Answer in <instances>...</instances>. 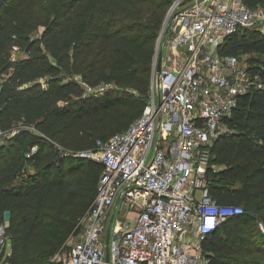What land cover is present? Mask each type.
I'll list each match as a JSON object with an SVG mask.
<instances>
[{"label":"trees","instance_id":"1","mask_svg":"<svg viewBox=\"0 0 264 264\" xmlns=\"http://www.w3.org/2000/svg\"><path fill=\"white\" fill-rule=\"evenodd\" d=\"M172 1L0 0V128H34L0 144V225L10 244L7 254L0 249L2 264H59L51 257L89 209L103 171L77 153L95 152L98 138L142 114ZM220 53L249 55L264 83L257 31L232 34ZM226 121L229 130L210 148L207 190L243 211L204 237L203 264H264V87L239 96Z\"/></svg>","mask_w":264,"mask_h":264},{"label":"built area","instance_id":"2","mask_svg":"<svg viewBox=\"0 0 264 264\" xmlns=\"http://www.w3.org/2000/svg\"><path fill=\"white\" fill-rule=\"evenodd\" d=\"M242 29L264 39V6L172 1L156 38L142 114L123 132L98 138L95 152L77 153L100 162L103 171L92 204L52 262L204 263L201 241L243 211L209 196L210 148L229 130L226 120L239 96L264 87L247 55L220 53L225 40ZM22 127L34 130L21 122L10 131L0 128V144ZM6 244L1 224L0 249Z\"/></svg>","mask_w":264,"mask_h":264},{"label":"rangeland","instance_id":"3","mask_svg":"<svg viewBox=\"0 0 264 264\" xmlns=\"http://www.w3.org/2000/svg\"><path fill=\"white\" fill-rule=\"evenodd\" d=\"M23 55V53L22 52H20V51H15V52H13V57H20V56H22ZM248 58H249V55H247L246 56V59L248 60ZM126 216L127 217H129V218H131V217H133L134 216V213L133 212H127V214H126ZM10 250V244L9 243H7L6 244V254H7V252ZM0 264H2V261L0 262Z\"/></svg>","mask_w":264,"mask_h":264},{"label":"crops","instance_id":"4","mask_svg":"<svg viewBox=\"0 0 264 264\" xmlns=\"http://www.w3.org/2000/svg\"><path fill=\"white\" fill-rule=\"evenodd\" d=\"M9 252V251H8Z\"/></svg>","mask_w":264,"mask_h":264}]
</instances>
